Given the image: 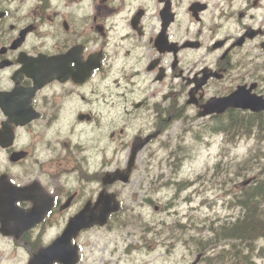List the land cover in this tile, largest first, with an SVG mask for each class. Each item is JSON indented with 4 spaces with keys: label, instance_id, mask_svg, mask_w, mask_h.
<instances>
[{
    "label": "flooded vegetation",
    "instance_id": "obj_1",
    "mask_svg": "<svg viewBox=\"0 0 264 264\" xmlns=\"http://www.w3.org/2000/svg\"><path fill=\"white\" fill-rule=\"evenodd\" d=\"M263 17L264 0H0V264L96 202L104 186L83 170L99 155L102 180L105 158L162 130L168 98L201 106L263 72Z\"/></svg>",
    "mask_w": 264,
    "mask_h": 264
},
{
    "label": "rangeland",
    "instance_id": "obj_2",
    "mask_svg": "<svg viewBox=\"0 0 264 264\" xmlns=\"http://www.w3.org/2000/svg\"><path fill=\"white\" fill-rule=\"evenodd\" d=\"M195 130L184 140L183 148L186 151V158L182 169L177 173L178 178L195 179L200 175L213 176L214 166L224 150L222 137H205L211 141V144L207 145L206 141H197L194 136L197 133ZM176 134L174 130L169 136L172 139V145L175 144L174 135ZM248 149L247 144H241L232 156L242 157ZM170 157V151L166 149L158 151L152 154L149 167H144V157L142 158L132 183L126 187L122 196L123 203L128 207V213L119 215L112 221V224H120L121 227L115 229L104 227L88 231L81 238L84 251L82 264H186L185 253L179 244L174 243V249L168 255L162 254L164 250L157 248L166 236L160 233L162 230L160 223L165 221L168 227L185 217L188 220L194 219L196 222L217 221L219 224L231 214L228 208V198L224 200L208 193L183 191L179 199L178 197L173 199L174 190L164 188L156 190L152 195L153 200L156 201L155 205L159 206L158 211H155L154 205H146L145 197L149 196L140 190L143 188V180L145 189L150 190L151 180H156L159 185V182L175 177V173L168 165ZM188 195L193 198V203L184 202V198ZM203 200L210 202L209 209L201 207ZM225 204H227L226 208ZM191 207H194L193 213L188 214ZM140 218L149 222L151 226H156L162 238L153 240L145 251L142 249L128 251L126 250L128 247L141 245L139 236L143 233L140 228ZM147 236L153 239L155 234ZM263 242L262 245H264ZM260 262L264 264V259Z\"/></svg>",
    "mask_w": 264,
    "mask_h": 264
},
{
    "label": "trees",
    "instance_id": "obj_3",
    "mask_svg": "<svg viewBox=\"0 0 264 264\" xmlns=\"http://www.w3.org/2000/svg\"><path fill=\"white\" fill-rule=\"evenodd\" d=\"M242 216L234 223L224 228L225 239L238 240L232 246L231 257L235 264H256L253 256L256 247V240L264 235V221L260 219L258 209L252 201H244ZM243 208L245 214L243 216Z\"/></svg>",
    "mask_w": 264,
    "mask_h": 264
},
{
    "label": "water",
    "instance_id": "obj_4",
    "mask_svg": "<svg viewBox=\"0 0 264 264\" xmlns=\"http://www.w3.org/2000/svg\"><path fill=\"white\" fill-rule=\"evenodd\" d=\"M127 180L128 178H124V181ZM110 212L111 209L109 207H106L103 214H101L98 218V221L105 222ZM94 223L95 219L92 218V216H86L84 212L81 216H78L71 222V228L73 231H79L83 228L91 227ZM55 250L57 252L56 261H60L64 264H74L77 261L74 256V254L76 253L75 250H72V252L70 253L67 247H57ZM53 261V259H49L47 264H52Z\"/></svg>",
    "mask_w": 264,
    "mask_h": 264
},
{
    "label": "bare ground",
    "instance_id": "obj_5",
    "mask_svg": "<svg viewBox=\"0 0 264 264\" xmlns=\"http://www.w3.org/2000/svg\"><path fill=\"white\" fill-rule=\"evenodd\" d=\"M230 240V239H229ZM231 241V240H230Z\"/></svg>",
    "mask_w": 264,
    "mask_h": 264
}]
</instances>
